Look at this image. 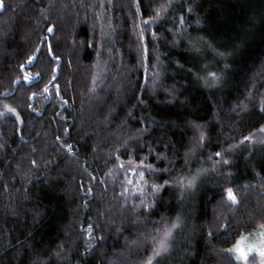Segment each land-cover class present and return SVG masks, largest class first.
Wrapping results in <instances>:
<instances>
[{
  "label": "trees",
  "instance_id": "1",
  "mask_svg": "<svg viewBox=\"0 0 264 264\" xmlns=\"http://www.w3.org/2000/svg\"><path fill=\"white\" fill-rule=\"evenodd\" d=\"M262 99L264 0H0V264H261Z\"/></svg>",
  "mask_w": 264,
  "mask_h": 264
},
{
  "label": "snow or ice",
  "instance_id": "2",
  "mask_svg": "<svg viewBox=\"0 0 264 264\" xmlns=\"http://www.w3.org/2000/svg\"><path fill=\"white\" fill-rule=\"evenodd\" d=\"M166 8H167V4H161L160 7L158 9H156L155 16L151 17L150 20L154 22L157 18H159V16L165 11ZM148 22L149 21H145V23H148ZM182 22H183V18H181V23ZM49 30H51V29H49ZM153 34L155 35V33H153ZM29 59H31V57ZM208 75L213 77V79H215V76H216L215 73H209ZM261 111L264 112V99L261 100ZM254 131H256V130H254ZM258 131H259V133H264V126H262ZM204 139H205L204 133L201 132L199 135V138L197 140V143L202 142ZM250 139H254L252 134H250L248 137H244V140H250ZM229 147H231V146H229ZM215 156L220 157L221 159L213 162L214 168L217 164L222 163L224 165H227L229 163V161L227 159L223 158L222 152H216ZM209 159H211V157H209ZM32 163L35 164L36 162L32 161ZM189 183H191V181H189ZM160 187L161 186H159V185H153V190L158 191ZM226 191H227L228 199L230 201H232L233 203H237L238 202L237 196L234 194L233 190L231 188H228ZM177 222H178V218H177ZM176 226H177V223H173L171 227L175 228ZM89 227H91V226H89ZM260 228H261L260 235L262 237H264V224H261ZM170 234H171V228L164 231L163 236H161L159 238V240L155 243L153 253L148 258V260L145 262V264H153L154 259L161 257L167 251V249H168L167 238L170 236ZM236 251L240 252L241 256L245 259L247 258V252H253V251L258 252V254L262 257L261 264H264V239H262L260 241V247H256V245L253 244V245H250L247 249V252H245L239 246H237Z\"/></svg>",
  "mask_w": 264,
  "mask_h": 264
},
{
  "label": "rangeland",
  "instance_id": "3",
  "mask_svg": "<svg viewBox=\"0 0 264 264\" xmlns=\"http://www.w3.org/2000/svg\"><path fill=\"white\" fill-rule=\"evenodd\" d=\"M261 233V230L257 231V232H254L252 234H248V235H244L240 238V240L237 242V244L232 248L231 250V253L232 255L237 259V260H243L245 258H243L241 256V253L240 252H237L236 251V247L239 246L243 251L247 252V249L250 245H253L255 244L256 247H260V241L262 239H264V237H262L260 235ZM243 238V239H242ZM252 253H255L257 254L261 259L262 257L258 254V252H247V256L252 254Z\"/></svg>",
  "mask_w": 264,
  "mask_h": 264
}]
</instances>
